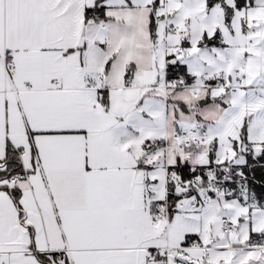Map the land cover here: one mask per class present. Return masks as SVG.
Returning a JSON list of instances; mask_svg holds the SVG:
<instances>
[{"label": "snow or ice", "instance_id": "obj_1", "mask_svg": "<svg viewBox=\"0 0 264 264\" xmlns=\"http://www.w3.org/2000/svg\"><path fill=\"white\" fill-rule=\"evenodd\" d=\"M0 264H264V0H0Z\"/></svg>", "mask_w": 264, "mask_h": 264}]
</instances>
